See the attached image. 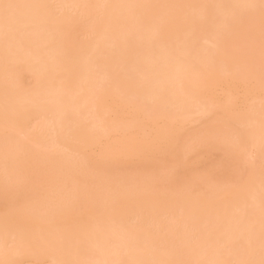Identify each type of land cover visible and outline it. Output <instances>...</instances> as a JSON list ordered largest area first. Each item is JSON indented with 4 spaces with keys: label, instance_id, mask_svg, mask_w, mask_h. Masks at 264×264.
Here are the masks:
<instances>
[{
    "label": "bare ground",
    "instance_id": "obj_1",
    "mask_svg": "<svg viewBox=\"0 0 264 264\" xmlns=\"http://www.w3.org/2000/svg\"><path fill=\"white\" fill-rule=\"evenodd\" d=\"M11 2L0 264H259L260 0Z\"/></svg>",
    "mask_w": 264,
    "mask_h": 264
},
{
    "label": "snow or ice",
    "instance_id": "obj_2",
    "mask_svg": "<svg viewBox=\"0 0 264 264\" xmlns=\"http://www.w3.org/2000/svg\"><path fill=\"white\" fill-rule=\"evenodd\" d=\"M39 7H51L47 5H22L19 3H13L11 0H0V32L3 33L5 37H7L13 28L20 23L21 15L20 10L22 8H39ZM87 7V6H85ZM245 7L254 9L257 7L255 4L245 5ZM259 9L261 13V21H262V33H264V0H260ZM262 72H264V68H262ZM168 175L171 174L170 170H168ZM262 240H261V253L262 257H264V202H262ZM68 264H74V262H68ZM241 264H254L252 261L241 262ZM259 264H264V258H262Z\"/></svg>",
    "mask_w": 264,
    "mask_h": 264
},
{
    "label": "rangeland",
    "instance_id": "obj_3",
    "mask_svg": "<svg viewBox=\"0 0 264 264\" xmlns=\"http://www.w3.org/2000/svg\"><path fill=\"white\" fill-rule=\"evenodd\" d=\"M260 47V46H259ZM258 47V48H259ZM263 48V47H262ZM262 48H259V49H262ZM258 58H260V56L258 57ZM262 58V57H261ZM260 60V59H259ZM259 60H257V62H260ZM263 64V63H262ZM256 102H258V101H256L255 100V102L254 103H256ZM263 102V101H262ZM260 103V102H259ZM261 104V103H260ZM262 105V104H261ZM258 106H259V104H258ZM206 120H208L209 119V117H207V118H205ZM235 123V122H234ZM236 124V123H235ZM163 147V146H162ZM247 157V156H246ZM249 157V156H248ZM248 157H247V159H248ZM252 158V159H251ZM220 159H222V157L220 158ZM246 159V158H245ZM250 159H251V161H245V167L244 168H246V167H248V166H251L253 163H254V161H256V159H254V157L252 156V157H250ZM218 160V159H217ZM44 264H46V263H44Z\"/></svg>",
    "mask_w": 264,
    "mask_h": 264
}]
</instances>
